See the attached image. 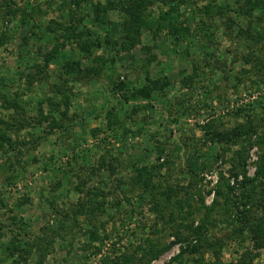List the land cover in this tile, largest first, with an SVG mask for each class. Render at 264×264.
<instances>
[{
    "label": "rangeland",
    "instance_id": "374dc122",
    "mask_svg": "<svg viewBox=\"0 0 264 264\" xmlns=\"http://www.w3.org/2000/svg\"><path fill=\"white\" fill-rule=\"evenodd\" d=\"M189 1L179 5L181 19L191 17L192 11L197 16L190 22L194 37L188 43L177 47L166 30L153 35L142 29L140 42L129 50L119 46V51L112 52L109 45L108 51L92 46L88 52L79 41L92 44L97 35L106 37L103 18L114 29L126 19L121 10L111 9L98 20L94 14L96 4L106 0L79 5L71 0H0V96L5 93L8 98H16L23 108L15 114L0 98V118L13 122L10 118L15 115L18 119L17 129L10 133L12 144L8 142L4 150L0 149V264H37L40 260L34 251L21 252L15 245L5 248L8 242L21 239L10 232L9 226L32 235L44 234L40 233L43 225L55 224L56 208L72 209L79 198H85L77 186L83 191L95 184L100 186V181L115 177L113 172L130 178L142 166L168 160L155 172H169L168 182L177 187L176 197H188L200 205L197 196H187L191 186L193 192L201 190L205 204H212L220 172L229 176L234 150L239 146L229 145L230 149L217 157L222 143L211 141L204 125L212 123L217 129L228 130L253 120L259 131L263 130L264 43L247 35L232 40L235 28L228 29L227 34L221 25L210 30L206 44L209 49L202 53L199 37L204 28L195 27L201 7L212 0ZM169 7L160 1L151 4V20ZM228 14L237 19L235 13ZM68 24H75L81 32L78 41L73 38L61 46L58 59L49 63L48 75L27 84L34 56L50 52L58 41L62 42L57 36L62 25ZM241 24L247 27L246 22ZM87 29L93 33L86 35ZM108 37L111 41L117 38L111 33ZM251 51L255 56L249 61L246 55ZM111 55L114 61L108 60ZM194 62L200 64L198 72L193 70ZM73 67L75 71H71ZM147 74L157 82L151 98L131 96L134 86L149 82L145 80ZM119 78L128 82L130 90L114 91ZM123 93L130 96L128 101ZM21 122L26 125L20 126ZM93 129L97 133L93 134ZM262 151L258 144L249 151L250 176L255 174ZM171 152L179 157L171 158ZM187 158H195L199 165L206 163L204 170L197 169L198 177L187 173L191 172ZM234 181L231 177L230 182ZM136 194L130 195L132 205L123 199L119 210L112 209L111 218H102L108 221V238L91 240L87 233L91 223L79 215L77 225L68 227L62 236L53 235L56 239L53 237L42 264H109L118 257L122 260L123 254L137 261L142 253L136 250L145 245L140 244L145 227H150L159 212L151 211ZM261 213L255 208L250 215ZM228 220L218 221L210 231L213 240L223 241V264H264V248L255 247L249 233H235ZM159 224L164 228L163 222ZM162 232L166 233L164 243L174 240L168 235L171 229ZM94 246L99 248L97 254L93 253ZM180 250L181 244L177 243L150 264H169ZM187 255L185 264H197L193 260L197 255ZM211 258L210 253L205 254L206 260Z\"/></svg>",
    "mask_w": 264,
    "mask_h": 264
},
{
    "label": "trees",
    "instance_id": "16d2710c",
    "mask_svg": "<svg viewBox=\"0 0 264 264\" xmlns=\"http://www.w3.org/2000/svg\"><path fill=\"white\" fill-rule=\"evenodd\" d=\"M87 1L91 0H71V3L79 5ZM158 1L165 5L168 4L170 7L167 11H162L156 20H151V14L148 11L149 6ZM180 3L185 4L190 3V1L106 0L105 3L98 2L94 13L98 20H101V16L105 17L109 10L117 9L125 14V24L122 23L121 28L118 26V29H114L111 23L103 18L101 22L105 24L102 27L105 35L111 33L116 35L117 38L111 41L108 35L106 37L97 35L92 41V44H88L83 39L80 40V46L88 52L91 51L92 46L95 49L108 51L109 45H112L110 48L112 52L119 51V46L121 49L129 50L140 42L142 29L150 30L153 35H158L166 30L168 35L172 37L174 45L177 47L181 43H188L194 37L190 22L195 21L194 17L197 16L192 11L191 17L181 19ZM228 12L235 13L237 19L229 16ZM198 14L200 18L195 28L197 30L204 28L203 34L199 37L200 42H203L201 45L202 53L207 52L209 49L206 44L210 40L212 33L210 30L212 28L219 29L221 25L224 26L225 33L227 34L232 27L235 28L232 40H240L243 35H247L252 40L259 39L258 41L264 43V0H234L233 5L225 1L219 2L218 0H212L203 5ZM224 16L227 17L226 21L223 20ZM241 22H246L247 27H244ZM61 31L60 33L62 35L59 34L57 39L62 40V42L58 41L55 48L50 52L47 51L43 55L37 54L34 56V61L30 64L31 72L27 73V84L30 85L34 81L46 77L50 69L49 63L58 59V49L61 46H65L73 38L78 41V37L81 34V32L77 31L75 24H68V26L62 25ZM90 31L87 29L84 33L90 35L93 33V30ZM251 52L246 55V59L249 61L253 60L255 56V52ZM256 56L260 57L258 55ZM114 59H116L114 55H111L108 60L114 61ZM199 65L194 62L193 70L195 72H198ZM262 65L264 67V63ZM75 70L76 68L73 67L71 71ZM145 80L149 82H144L142 85L132 88V91H134L131 96L141 99L151 98V90L157 85V82L151 80L149 74L146 75ZM150 83L152 84L150 85ZM114 86L116 93L118 91L123 92V90L125 91L127 89L130 90L128 82L120 80V78ZM122 95L126 101L130 99L128 94L123 93ZM0 98L5 101L7 107L14 109L15 114L23 111V108L16 98H8L5 93ZM10 119L13 122L0 118V124L6 125V127L0 126L1 150H4L3 146L8 142L12 144L10 133L17 129L15 121L18 119L15 118V115H11ZM24 121L28 122L25 119ZM25 122H21L20 126L26 125ZM204 126L211 141L214 143H222V151L216 153L217 157H220L230 149L229 145L234 144L239 146L238 149L234 150L229 176H225L222 171L220 172V179L215 186V197L212 204H205L201 190L193 192L191 186L186 191L187 196L192 198L197 196L199 198L196 197L197 201H201L200 205L195 202L192 203L188 197L177 198V187H173L168 182L170 177L169 172H166V174L155 172V170H159V168L165 166L168 162V160H165L166 162H158L156 166H142L130 178L121 174L119 175L118 172L116 174L113 172V176L115 177H109V181H100V186L95 184L85 189V191L80 186H77L79 191L84 192L85 198H79L72 209L69 208L64 211L63 209L59 210L56 208L54 210L57 213L54 219L55 224L47 222L43 225L40 233L45 232L44 234L32 235L29 232H22L19 227L13 228L9 226L8 229L10 232L18 235L21 239L16 238V240L8 242L5 248L9 250L15 245L21 252L32 253L34 251L39 255L40 259L37 260V264H42V258L46 255L52 243H54L55 237L53 235L62 236L68 227L75 226L74 224L78 223L76 219L79 215H84L85 219L91 223L92 227L87 230L91 240L98 241L108 238L109 232L106 231L108 221L102 220V218L105 215L111 218L112 209L119 210V207L124 204L122 203L123 199H125L127 205L129 203L131 204V196L136 193L139 194L138 197L142 202L149 205L151 211L159 212L157 213L159 217L150 224V227H145L147 228L145 229L146 234L143 240H140V244L145 243V245H140L137 248L136 252L142 253L137 261L123 254L122 260L118 257L108 262L109 264H132L134 262L136 264H150L154 259H157L177 243L181 244V250L176 256L172 257L169 264H173V262L185 264L184 256L187 254L189 256L197 255L193 259L195 261L194 263L197 264H223L221 260L223 241L220 239L213 240L210 231L213 228L212 226H216L218 221H223L224 219H229L228 223L233 225L236 231L235 233H238V235L249 233V238L255 244V247L264 248V124L261 125L263 128L262 131H259L253 120H248L228 130L217 129L213 127L212 123H207ZM95 133H97V129H93V134ZM256 144L263 148V151L259 154L256 161L255 174L250 176L247 172V159L250 149ZM159 151L162 152V150ZM169 155L171 158L173 156L175 158L179 157L178 154H173V152ZM4 156L6 157V155ZM195 158H187L188 163L186 164L187 169L191 171L187 173H190L192 178L198 177L200 172H197V169L204 170V166H206V163H203L204 166L199 165ZM239 176H241V179H239ZM231 177H234V183L230 182ZM57 183L59 184V182ZM58 184L56 187H58ZM117 196H120V198H117ZM109 197H112L113 200L110 201ZM255 208L261 209L262 213L260 216L250 215L251 211L253 212ZM163 211H166V213L164 214ZM159 221L164 223V228L159 226ZM162 229H171L168 235H173L174 240L169 243H164L162 237H165L166 233H160L163 231ZM29 235L32 236L27 237ZM244 240L245 238H242V241ZM98 249V246H94L93 253L97 254L99 252ZM206 253H210L213 259L206 260ZM240 264L244 263L240 262Z\"/></svg>",
    "mask_w": 264,
    "mask_h": 264
}]
</instances>
